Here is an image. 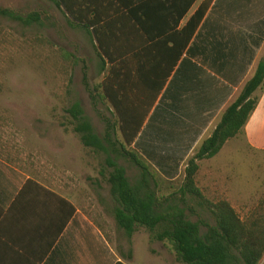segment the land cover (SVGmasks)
<instances>
[{"label":"crops","instance_id":"obj_1","mask_svg":"<svg viewBox=\"0 0 264 264\" xmlns=\"http://www.w3.org/2000/svg\"><path fill=\"white\" fill-rule=\"evenodd\" d=\"M97 3L102 22L106 16L109 22L112 17L127 22L124 45L118 48L123 57L118 60H123L125 76L122 111L134 114L140 126L132 148L164 178L177 180L264 57V0ZM207 4L195 28L197 13ZM73 28L86 32L95 49L85 29ZM3 37L0 33V39ZM113 66L118 64L108 63L109 78ZM108 104L112 114H118L110 101ZM245 132V137L227 142L214 158L201 161L199 174L204 162L214 165L223 161L226 167L234 166L238 161L236 141L242 138L251 152H264V92ZM3 147L7 154L0 157V264H142L136 258L131 260V249L119 255L83 212L77 192L49 181L56 177V166L44 164L37 154L21 165L10 155L17 150L15 145ZM67 150H73L72 144ZM75 156L82 168L83 144L75 147ZM215 175L211 170L212 183L217 182Z\"/></svg>","mask_w":264,"mask_h":264},{"label":"trees","instance_id":"obj_2","mask_svg":"<svg viewBox=\"0 0 264 264\" xmlns=\"http://www.w3.org/2000/svg\"><path fill=\"white\" fill-rule=\"evenodd\" d=\"M63 9L70 18V25L85 29L93 38L97 55L101 60L103 81L93 89L96 101H110L118 114L103 118L105 130L97 133L80 103L73 104L65 114L57 116L59 124L66 133L70 127L79 136L86 157L96 158L103 155L105 166L99 170L102 181L110 185L111 195L116 202L114 218L120 230L131 240L140 228L151 233L155 242L169 243L181 264H260L264 258V197L243 219L227 199L209 200L198 185L197 176L200 162L214 158L230 140L245 137V127L257 109L264 92V57L254 75L244 86L240 96L228 108L212 136L205 140L198 152L188 161L182 177L171 181L164 178L138 151L132 148L139 131V121L134 114H123L124 71L123 54L118 51L124 45L123 30L127 24L123 17L102 22L99 15V0H51ZM212 1V0H211ZM209 4L201 8L193 22L195 28L206 13ZM132 14V13H131ZM132 16V15H131ZM0 17L30 26L41 22L39 13L21 15L18 12L0 8ZM133 17L138 25L140 19ZM143 25V24H142ZM0 33H4L0 31ZM6 35L5 39L12 38ZM36 44V39L34 40ZM156 42L157 40H151ZM37 43L51 49V55H58L63 72L71 79L76 56L53 43L37 40ZM108 63L118 64L111 68L108 77ZM87 87L88 75L84 73ZM94 93H97L94 96ZM115 117V118H114ZM8 117L0 114V122ZM1 126V123H0ZM2 148L3 144L0 145ZM0 157H4L0 151ZM124 159L133 164L140 172L139 179L132 183L127 169L118 163ZM194 198L201 208H208L215 224L199 219L193 221L190 214L195 212L188 199ZM83 212L103 232L113 244L109 235V223L102 213L90 212L80 204Z\"/></svg>","mask_w":264,"mask_h":264},{"label":"rangeland","instance_id":"obj_3","mask_svg":"<svg viewBox=\"0 0 264 264\" xmlns=\"http://www.w3.org/2000/svg\"><path fill=\"white\" fill-rule=\"evenodd\" d=\"M0 8L21 15L35 12L41 15V22L30 26L0 17V31L4 36H13L0 45V114L8 117L7 121L0 122V145L14 144L19 151L15 149L10 155L21 165L26 164L28 156L37 154L44 164L56 166V177L51 176L49 181L61 189L67 185L69 190L77 192L85 208L92 213H102L119 255L131 249L134 253L131 260L136 258L142 264H181L172 246L153 241L148 230L140 228L129 240L118 228L114 218L116 202L110 185L99 175V170L105 166V157L89 158L85 154L80 168L75 147L82 146V142L72 127L66 133L59 124L57 116L65 114L75 103L82 105L100 135L105 130L103 118L113 117L107 101L102 98L95 101L92 97L93 89L103 81L104 74L90 37L83 30L73 28L65 11L51 0H0ZM37 40L49 41L76 56L70 80L61 69L58 55L50 58L51 49L38 44ZM85 72L90 89L84 81ZM242 140L236 141L238 161L234 166L226 167L223 161L214 165L204 162L198 181L211 201L227 199L246 219L264 197V152H251ZM69 144L73 150H67ZM239 144L243 145L241 153ZM0 151L7 154L6 147L0 146ZM118 163L127 169L132 183H136L139 170L127 160L118 159ZM211 170H215L217 182H211ZM188 201L195 208L189 216L191 220L202 219L215 224L208 208H200L194 198ZM260 264H264V258Z\"/></svg>","mask_w":264,"mask_h":264}]
</instances>
